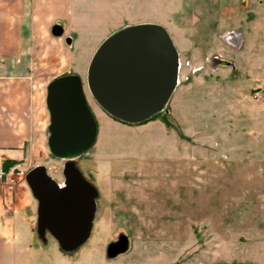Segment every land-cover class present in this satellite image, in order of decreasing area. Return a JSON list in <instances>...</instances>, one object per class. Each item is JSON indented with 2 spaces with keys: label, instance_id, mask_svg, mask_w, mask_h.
<instances>
[{
  "label": "rangeland",
  "instance_id": "374dc122",
  "mask_svg": "<svg viewBox=\"0 0 264 264\" xmlns=\"http://www.w3.org/2000/svg\"><path fill=\"white\" fill-rule=\"evenodd\" d=\"M2 11L0 42L10 51L0 55V168L12 174L0 176V264H65L69 255L85 262L121 235L128 250L106 264H264V0H183L147 15L168 29L181 66L165 110L140 124L110 116L88 87L104 28H75L71 42L59 36L98 123L94 144L77 158L98 189V209L90 238L73 252L38 234V202L25 180L43 164L63 182L64 159L47 143L46 92L67 68L48 64L56 43L13 50L33 8L6 0ZM224 34L238 44L228 46ZM218 53L229 67L213 64ZM15 64L22 70L4 69ZM11 149L17 158L6 168Z\"/></svg>",
  "mask_w": 264,
  "mask_h": 264
},
{
  "label": "water",
  "instance_id": "95a60500",
  "mask_svg": "<svg viewBox=\"0 0 264 264\" xmlns=\"http://www.w3.org/2000/svg\"><path fill=\"white\" fill-rule=\"evenodd\" d=\"M63 32L59 24L52 27L54 35ZM179 68L180 54L165 26L130 24L99 45L88 68L87 84L110 116L140 124L165 110L177 87ZM46 106L50 116L47 143L53 156L64 159V179L58 182L41 164L30 169L25 180L38 202V234L44 238L50 233L63 251L73 252L90 238L98 209V189L77 165V158L94 144L98 123L77 73L48 83ZM128 248V237L121 235L108 245V255Z\"/></svg>",
  "mask_w": 264,
  "mask_h": 264
},
{
  "label": "crops",
  "instance_id": "0c3cea01",
  "mask_svg": "<svg viewBox=\"0 0 264 264\" xmlns=\"http://www.w3.org/2000/svg\"><path fill=\"white\" fill-rule=\"evenodd\" d=\"M6 0H0V16L3 14L2 4ZM16 3H22L28 8L35 10L28 33L21 37V40L14 44L13 50H16L20 54L34 53V49L42 47H50L52 43H56L60 47V52H51L48 54V64L52 65L54 61H57V65H63L67 68L66 74L70 73L69 67L64 65V62L68 59L67 53L63 47L59 45V36L51 35L52 27L55 24H59L63 27L64 33H69L65 37H70L71 31L75 28H81L86 31H91L96 26L104 28V37L102 42L114 31L130 24L154 22L151 18H146L147 15H152L154 10L159 9L162 3H177L180 4L183 0H15ZM156 8V9H155ZM92 32V31H91ZM62 34V35H63ZM61 36V35H60ZM32 40V44H31ZM72 40V39H71ZM101 42V43H102ZM100 43V44H101ZM99 44V45H100ZM99 47V46H98ZM97 47V48H98ZM97 48L94 50L96 51ZM10 44H3L0 42V55H9ZM95 53V52H94ZM47 55V53L45 52ZM26 55V54H25ZM94 55V54H93ZM93 57V56H92ZM91 57V59H92ZM91 62V60H90ZM18 64L8 66L4 69L12 72L13 70H22L17 67ZM55 65V64H53ZM90 65V63H89ZM3 68V66H2ZM18 68V69H17ZM28 69L25 64V69ZM88 72V70H87ZM64 75V74H63ZM179 80V79H178ZM7 158H17V152L14 154L13 149ZM10 214V213H8ZM21 226H24L22 222H19ZM16 223V226H20ZM24 238V237H23ZM27 239L19 240V243L26 245ZM28 243V242H27ZM97 249H100L98 246ZM100 250H98L99 253ZM82 259V258H81ZM65 264H106L107 260L104 259L103 252L100 254L90 255V257L84 258V261L72 260L68 258H61ZM92 261V262H90Z\"/></svg>",
  "mask_w": 264,
  "mask_h": 264
},
{
  "label": "flooded vegetation",
  "instance_id": "af4514ba",
  "mask_svg": "<svg viewBox=\"0 0 264 264\" xmlns=\"http://www.w3.org/2000/svg\"><path fill=\"white\" fill-rule=\"evenodd\" d=\"M225 35V34H224ZM223 35V36H224ZM224 41H225V43L228 45V46H232V44L233 43H236V40H234L232 37H225L224 36ZM237 44V43H236ZM212 60H213V64H215L216 65V67H229V65L231 64V59H229L228 57H226V55H224V54H222V53H218V54H215V55H213V57H212ZM180 66H181V62H180ZM179 72H180V68H179ZM118 239V238H117ZM46 241V240H45ZM112 242V241H111ZM111 242H109L108 244H107V246L105 247V249H104V252H103V254H104V259L105 260H107V261H110V260H112V259H114V258H116L118 255H120V254H122V253H119L118 255H116V256H109L108 255V245L111 243ZM59 248H60V246H59ZM82 248V246L79 248V249H81ZM60 250L61 251H63L61 248H60ZM63 252H65V251H63ZM66 256V255H65ZM66 257H68V259H72V260H74L72 257V255H69V256H66ZM106 261V262H107ZM97 264H101V263H97Z\"/></svg>",
  "mask_w": 264,
  "mask_h": 264
},
{
  "label": "built area",
  "instance_id": "2783aa9c",
  "mask_svg": "<svg viewBox=\"0 0 264 264\" xmlns=\"http://www.w3.org/2000/svg\"><path fill=\"white\" fill-rule=\"evenodd\" d=\"M10 174H12V171H5V169H3V168H0V176L2 177V176H7V177H10L9 175ZM9 179V178H8Z\"/></svg>",
  "mask_w": 264,
  "mask_h": 264
},
{
  "label": "trees",
  "instance_id": "16d2710c",
  "mask_svg": "<svg viewBox=\"0 0 264 264\" xmlns=\"http://www.w3.org/2000/svg\"><path fill=\"white\" fill-rule=\"evenodd\" d=\"M157 115H158V114H157ZM157 115H155V116H154V117H152L151 119L155 118ZM151 119H150V120H151ZM148 121H149V120H148ZM145 122H147V121H145ZM10 163H11V164L13 163V159H10V160L7 162V164H6V166H5V167H6V168H9V167H10V166H9V165H10Z\"/></svg>",
  "mask_w": 264,
  "mask_h": 264
},
{
  "label": "bare ground",
  "instance_id": "6f19581e",
  "mask_svg": "<svg viewBox=\"0 0 264 264\" xmlns=\"http://www.w3.org/2000/svg\"><path fill=\"white\" fill-rule=\"evenodd\" d=\"M224 36H226V35H224Z\"/></svg>",
  "mask_w": 264,
  "mask_h": 264
}]
</instances>
